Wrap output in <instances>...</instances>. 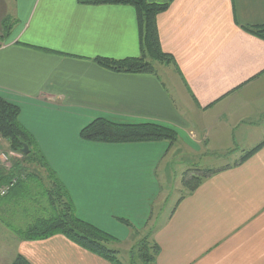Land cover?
I'll return each mask as SVG.
<instances>
[{"label":"crops","instance_id":"crops-1","mask_svg":"<svg viewBox=\"0 0 264 264\" xmlns=\"http://www.w3.org/2000/svg\"><path fill=\"white\" fill-rule=\"evenodd\" d=\"M86 1L0 0V99L20 109L77 219L122 246L152 232L156 264H264V148L240 163L264 144V40L243 29L264 25V0H148L169 5L157 25L172 58L152 74L96 61L142 57L138 17L128 5ZM97 119L156 124L194 154L241 159L155 218L172 146L83 140ZM18 158L0 137V187L25 177L0 201V264H112L59 234L15 235L53 213L49 176L19 170Z\"/></svg>","mask_w":264,"mask_h":264},{"label":"trees","instance_id":"trees-1","mask_svg":"<svg viewBox=\"0 0 264 264\" xmlns=\"http://www.w3.org/2000/svg\"><path fill=\"white\" fill-rule=\"evenodd\" d=\"M85 3L93 5H128L136 10L138 17L142 57L121 61L96 59L100 65L115 72L152 74L156 72L154 63L166 65L172 63V58L161 50L157 25L158 17L168 11L169 5L151 4L148 0H89ZM243 29L247 33L264 40V25L247 26ZM19 115L20 109L17 106L0 99V137L9 142L10 149L13 152L23 155L25 165H37L48 171L49 180L52 183V189L48 193L50 194L52 211L54 210L55 213L50 218L37 220L35 224L28 226L25 231H16V235L24 240L31 241L47 239L59 234L109 263L123 264L119 259V253L106 246L109 242L116 241L113 237L77 219L73 204L66 191L49 169L31 135L20 124ZM177 137L175 131L156 124L122 125L106 119L95 120L81 132L83 140L106 144L165 141L173 146ZM25 145L29 147V155L22 153ZM263 148L264 144H261L247 152L240 163L245 162ZM22 168L19 167V170H27L26 167ZM214 173L215 171L209 169L190 170L183 177V184L191 194L196 191L203 179ZM184 198L185 196L179 201ZM151 235L152 232L145 236L138 245L139 254L137 259L141 260L143 264H156L160 252L157 243L151 241ZM137 259L136 255L132 253L131 264H136ZM13 264L30 263L24 257L18 256Z\"/></svg>","mask_w":264,"mask_h":264},{"label":"rangeland","instance_id":"rangeland-1","mask_svg":"<svg viewBox=\"0 0 264 264\" xmlns=\"http://www.w3.org/2000/svg\"><path fill=\"white\" fill-rule=\"evenodd\" d=\"M157 67L160 69V66L158 64H157ZM160 72L163 73L162 71H160ZM13 153L16 155V157H19L18 158L19 160L17 162L18 165H21V167H23V168L26 167L27 171L33 175H36V173H38L39 175H41V177L45 178L46 180L48 179L49 173L46 169H42V168L38 167L37 165H27V164L25 165L24 160H23V155L17 154L15 152H13ZM215 153H217V152H215ZM169 159H170V162H169L170 170H169L168 177L166 179V184L163 188V193H162L160 199L158 200V202L156 203V207L154 210L155 211V213H154L155 218H156V216L158 217L162 211H165L166 213H169L170 211H172L174 209L176 203L181 198L186 196V194L188 193V188H186L183 184V180H184L183 177L185 176L186 173H188L190 171V169L195 170L196 168H198L200 166V167H204L205 169L211 168V170H213L216 168L224 167L226 165H232L235 162L239 161L241 159V157L240 156L230 157V155L225 154L221 158H218V157H216V154H214V153H212L210 156H208L206 153L199 156L198 154H194L190 150L187 151L186 146H184L182 144L181 140L179 139V137H177L175 144L172 146V151L169 155ZM6 160H7V158L4 159V161H6ZM10 161H11V159H10ZM5 164H8L7 161ZM192 164H196V165H192ZM189 178H191V177H189ZM46 180L44 182V185H45V187H48ZM20 181H22V180H19L18 183ZM18 183L16 185H18ZM33 185H34V189H33L34 192L37 194H41L42 186L38 183V181H36V183H34ZM5 198H3V199H5ZM3 199H1V200H3ZM52 212H53L52 215H54V213H55L54 210ZM154 216H153V219H155ZM153 225L154 224H153V220H152L150 227ZM25 229L27 230L28 227H26ZM148 234H149L148 230L145 233L139 234L138 237H136L134 241H132L131 243L128 244V246L127 245H124V246L118 245L116 241L115 242H109L108 244H106V246L108 248H110L111 250L117 251L118 253L120 252L119 253V259L121 258V260H124L125 264H131L132 253H134L136 255V259H137L138 254H139V251H138L139 246L138 245L145 238V236H147ZM20 239H22V238H20ZM22 240H24V239H22ZM136 264H143V263L141 260L137 259Z\"/></svg>","mask_w":264,"mask_h":264},{"label":"built area","instance_id":"built-area-1","mask_svg":"<svg viewBox=\"0 0 264 264\" xmlns=\"http://www.w3.org/2000/svg\"><path fill=\"white\" fill-rule=\"evenodd\" d=\"M25 177H16L12 179L8 184L0 187V200L7 197L11 190L16 186L19 180H23Z\"/></svg>","mask_w":264,"mask_h":264},{"label":"water","instance_id":"water-1","mask_svg":"<svg viewBox=\"0 0 264 264\" xmlns=\"http://www.w3.org/2000/svg\"><path fill=\"white\" fill-rule=\"evenodd\" d=\"M29 152H30L29 147L25 145L24 148L22 149V153L24 155H29Z\"/></svg>","mask_w":264,"mask_h":264}]
</instances>
